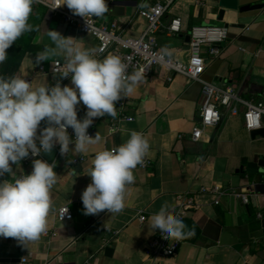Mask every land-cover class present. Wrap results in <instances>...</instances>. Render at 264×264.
<instances>
[{"label":"crops","instance_id":"obj_1","mask_svg":"<svg viewBox=\"0 0 264 264\" xmlns=\"http://www.w3.org/2000/svg\"><path fill=\"white\" fill-rule=\"evenodd\" d=\"M50 1V0H46ZM169 3L157 35L159 49L171 52V58L187 63L189 43L186 38L192 27L215 25L228 28V40L220 55L210 59L204 48L205 71L202 79L221 87L233 88L247 101L257 102L264 93V0H239L240 5L261 6L239 12L223 10L214 0H162ZM109 12L96 18L99 24L115 23L124 37L137 39L146 28L138 11L153 5V0H107ZM68 9L66 5H63ZM29 23L38 29L25 33L8 50V59L0 64V76H19L41 85L55 86L51 77L38 73L43 67L49 71L62 57L36 63V56L51 44L46 31L56 30L71 36L84 48H96L97 41L79 36L74 28L47 7L36 4ZM69 10V9H68ZM181 20L179 34L167 28L173 19ZM166 55V54H165ZM103 59V58H99ZM171 79V81H169ZM56 81L73 86L71 77ZM204 102L202 85L166 70L156 69L151 77L139 83L131 97L117 103L122 114L132 122L119 121L120 116L94 118L88 131L100 132L102 141L92 145L86 156L70 152L66 157L57 155L48 162L55 164L58 183L52 190L54 210L49 217L48 231L57 237L42 236L25 248L14 238L0 237V264H19L23 257L29 264H153L147 256L149 241L160 231H149L153 214L167 202L174 209L181 194L197 195L201 188L222 186L238 193L248 194L244 204L235 197L226 196L214 205L209 196L198 195L199 209L190 212L183 222L194 235L183 239L177 255L156 264H264V171L258 166L264 155V137L253 138L244 127L242 114L229 115L222 110L221 123L203 131L200 141L191 140L198 123L197 114ZM87 110L77 106L78 119ZM119 131L110 134L111 124ZM264 123V121H263ZM46 122H42L38 135ZM130 130L143 132L150 142L148 155L151 166L134 170L135 181L129 186L126 207L119 214L106 210L99 215H84L82 193L91 183L86 175L96 151L118 148L129 139ZM39 142V141H37ZM74 143L70 148H74ZM45 160L44 158H42ZM84 159L83 162H78ZM46 161V160H45ZM78 162V163H76ZM20 169L23 171L21 172ZM13 170L19 176L31 174L33 162L24 160ZM5 179L11 180L6 174ZM4 179V180H5ZM3 181V180H0ZM66 206L72 220L58 222V210ZM146 216L140 223L138 217Z\"/></svg>","mask_w":264,"mask_h":264},{"label":"clouds","instance_id":"obj_2","mask_svg":"<svg viewBox=\"0 0 264 264\" xmlns=\"http://www.w3.org/2000/svg\"><path fill=\"white\" fill-rule=\"evenodd\" d=\"M43 0H0V64L8 59L7 50L25 33L38 29L29 23L33 6ZM66 5L89 25L93 17L104 18L109 12L107 0H56V7ZM51 44L36 56V63L62 57L61 79L71 77L73 86L41 85L19 76H0V237L14 238L29 248L47 234L49 217L54 210L52 190L59 176L55 164L33 160L31 174L17 175L13 164L42 152L51 153L59 144L61 155L70 152L86 156L90 146L102 141L100 132L88 134L94 118L118 115L117 103L131 97L142 81V70L128 73V64L120 56L109 54L103 59L96 48H84L77 39L63 36L56 30L45 32ZM166 55L171 52L164 49ZM87 108L83 120L78 119L77 106ZM47 126L38 135L41 123ZM75 133L73 141L68 133ZM39 141V145H37ZM75 145L70 148V145ZM150 153L149 139L130 130L129 139L118 148L96 151L87 174L91 183L82 193L84 215H99L105 210L119 214L126 207L129 186L135 181L134 170L143 166ZM22 172L23 170L20 169ZM64 209L61 212L64 213ZM68 211V210H67ZM175 209L165 202L152 215L149 231L159 229L166 240L180 241L193 236Z\"/></svg>","mask_w":264,"mask_h":264},{"label":"built area","instance_id":"obj_3","mask_svg":"<svg viewBox=\"0 0 264 264\" xmlns=\"http://www.w3.org/2000/svg\"><path fill=\"white\" fill-rule=\"evenodd\" d=\"M153 1V5L138 11V17L145 20L146 28L137 39L122 36L120 28L115 23L111 25L99 24L95 17L89 20L90 27H88L87 21L83 17L74 15L70 10L65 9L63 5L55 8L56 0H43V2L39 4L47 7L53 13L60 16L65 24L75 29L77 35L88 36L96 40L98 44L97 49L101 50L97 55L98 59L104 58L109 54L117 55L121 57L122 61L128 64L129 74L137 70H142V81L149 79L154 70L162 69L171 74L180 75L190 81L200 83L202 85L204 102L199 112L201 121L197 123L191 133L192 141H200L203 137L204 129L216 128L221 123L222 110H226L231 116H236L239 114V108L241 106L244 108L242 118L245 129L248 132L263 129L264 93L262 98L257 102L247 101L240 98L231 87H221L202 79V75L205 71L204 48L207 49V54L210 59L219 57L222 46L228 40V28L215 25H199L192 27L189 32V60L187 63H182L165 55L159 49L157 35L162 28V19L168 11L169 3H164L162 0ZM167 30L171 34H179L181 31V20L179 18L173 19ZM63 66V62L56 61L49 71L40 67L37 72L50 76L51 82L56 84L57 73ZM169 81H171V79H169ZM122 110L123 106H118L117 113L118 116H120L118 120L121 122H132L133 118L122 114ZM86 112L87 110L81 116L85 117ZM118 131L119 126L115 123L111 124L109 127L110 134H115ZM68 133L74 141L75 133L71 127L68 128ZM88 134L94 137L93 131H88ZM37 145L40 146L39 142H37ZM42 153L40 156H32L30 154L28 158L24 159L25 164L28 165L35 159H42ZM59 155L61 157H66L68 154L61 155L59 149ZM83 161L84 159H80L78 162ZM150 166L151 161L147 156L143 166H139V168L145 170ZM5 176L0 177V180H4ZM198 195L209 196L216 206L219 205L221 199L226 196L238 198L244 204L249 202L250 197L248 194L238 193L235 190L222 186L215 185L209 188L203 187L197 195H179L177 197V207L174 211V215L183 220L190 212L198 210ZM61 209L65 210L64 213L61 212ZM72 218V213L66 206L60 208L56 214V220L58 222L71 221ZM146 219L145 215H140L138 217L140 223L145 222ZM44 236L55 238L57 237V232L47 231V234ZM182 244L183 240L176 241L174 239H164L159 231L157 235L149 241L146 253L153 264H156L160 260L174 258ZM19 264H29L28 258H21Z\"/></svg>","mask_w":264,"mask_h":264},{"label":"water","instance_id":"obj_4","mask_svg":"<svg viewBox=\"0 0 264 264\" xmlns=\"http://www.w3.org/2000/svg\"><path fill=\"white\" fill-rule=\"evenodd\" d=\"M214 2L221 9L220 16H222L223 10L244 12V11L254 10V9L261 7V6H248V5L241 6L239 0H214ZM189 41H190V36L188 35L186 38V42L189 43ZM197 117H198V122H200L201 121L200 113L197 114ZM250 134L253 138L257 136L264 137V128L261 130L252 131ZM56 155H57V149L53 148L51 153L43 152L42 158H44L48 162H51L55 158ZM258 166L264 171V155L260 157Z\"/></svg>","mask_w":264,"mask_h":264}]
</instances>
